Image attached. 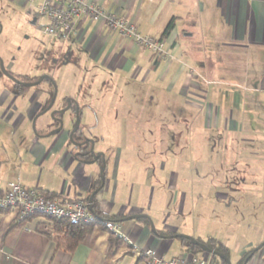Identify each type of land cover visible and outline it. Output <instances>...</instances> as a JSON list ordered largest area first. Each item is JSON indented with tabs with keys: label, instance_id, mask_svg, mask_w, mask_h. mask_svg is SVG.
Here are the masks:
<instances>
[{
	"label": "crops",
	"instance_id": "0c3cea01",
	"mask_svg": "<svg viewBox=\"0 0 264 264\" xmlns=\"http://www.w3.org/2000/svg\"><path fill=\"white\" fill-rule=\"evenodd\" d=\"M89 1L125 17L140 34L157 39L173 20L172 30L162 40L167 53L153 68L154 54L103 23L88 19L79 20L65 40L56 37L66 41V52L80 67L98 71L78 91L79 96L74 92L63 97L77 99V95L93 105H105L87 109L88 113L100 109L105 114L97 115L105 120L103 134L92 135L96 151L104 154L102 174L101 161L73 156L66 142L68 116L65 129L47 137L53 121L49 115H40L36 135L32 128L35 115L30 114L42 99L33 95L30 101V94H16L0 75V191L9 182L19 181L60 203L75 199L88 202L94 194L91 202L118 223L122 241L117 248L110 247L107 231L96 226L72 252H66L42 233L43 227L50 225L45 218L32 217L19 223L12 209L0 208V264H149L136 254L135 247L150 248L165 260L193 255L227 264L199 247L190 249L185 238L175 236L178 234L205 245L213 239L214 246L225 251L209 248L224 254L231 264H264V244L254 251L264 242V159L259 158L264 154V0ZM0 2L5 9L32 13L26 0ZM186 18L193 30L184 36L193 37L194 30L199 31L192 44L179 40L180 24ZM131 81L141 85L166 82L168 90L185 95L187 109L177 105L176 113L181 108L188 124L186 130H174L170 145H163L159 115H143L150 126V121L156 122L154 130L127 126L119 132V125L112 123L128 119L118 114ZM79 102L87 105L84 100ZM114 103L118 107L112 106ZM83 119L87 126L93 124L92 115ZM180 119L174 115L178 125ZM196 119L199 129H195ZM97 121L95 128L99 127ZM208 133L220 142L225 162L236 161L240 168L233 177L236 186L229 187L232 193L215 191V186H209L212 182L200 176L199 169L202 175L208 169L196 152L210 148L209 140L203 139ZM146 136L151 138L146 140ZM184 137L190 153L183 161L186 169L170 162L177 158L174 151L179 150L176 148ZM195 137L205 145L193 144ZM163 151L171 154L164 156ZM217 156L222 159L219 152ZM182 184L191 186L182 192ZM243 201H247L245 206L238 205ZM134 215L137 218L123 220ZM222 217L234 221L223 222ZM201 221L206 225H199Z\"/></svg>",
	"mask_w": 264,
	"mask_h": 264
},
{
	"label": "rangeland",
	"instance_id": "374dc122",
	"mask_svg": "<svg viewBox=\"0 0 264 264\" xmlns=\"http://www.w3.org/2000/svg\"><path fill=\"white\" fill-rule=\"evenodd\" d=\"M26 7H28V4H26ZM185 12H187V10H185ZM26 20L27 19L24 16L23 12L18 8H13L10 10L7 8H4L2 10L0 8V55L5 61L4 67L6 68L7 64H11L13 68L10 70L12 72H14L15 69H23L25 73L28 74V76L30 77V80H34L37 78L39 79V77L44 74H48L54 77V80L56 81L57 85V100H59L64 95V93H67L68 95H74V92H77L79 96L78 91L83 90L85 86L89 84H87V81H89L91 77L96 76L98 71L93 70L90 67L89 69L80 67V64H78L79 61L77 59L76 61H74L75 57H71V54L66 52L65 48H67L68 45H66V41H64L65 39L60 41L56 37L49 36L43 33V31L39 28V25H43L47 22V19L45 17H39L37 25L30 26V29L28 27H23ZM180 27L183 29V31L182 29H180L179 40L185 42L186 44L194 43L197 39V34L199 33L198 30H194L193 37L184 36L186 33H190L189 31H191V29L193 30V28L189 24V19L186 18L180 24ZM22 34L29 35L30 42L23 41L24 39L23 36H21ZM17 46H21L22 49L20 51H17V49L15 48ZM64 53L65 55H63ZM10 55L15 57V60L12 63L9 62ZM60 71L62 72V74L60 73ZM2 81L4 84H6V86H11L4 76L2 77ZM165 83H153V81H149L147 84L141 85L131 81L130 85L126 88L124 103L121 106L120 113L118 114L126 115L125 118L127 117L128 119L124 121H121L120 119L112 121L113 124L119 125V132L123 131L127 126H129L130 128L132 126V129L134 130L137 128L154 130V128H156L157 126L156 122L150 121V126L149 124H147L149 120H147V122L144 119L143 115H159L158 117L161 118L159 121V129L162 131V139L164 140V146H168L171 144V140L174 139V130L177 127L181 130H186L185 128L187 127L188 123L187 120L183 119L184 117H186L185 113H182L181 108L179 109L178 114L176 113L177 105L178 107H180L183 104V106L185 107L183 109H187L185 104L186 101L182 97L185 95L177 96L176 90H168L166 88ZM153 84L154 87L152 86ZM42 88L47 89V84H43ZM32 90V88L27 89L25 94H30ZM75 96L78 102L80 100H84L87 102L85 104H87V106L89 107L91 106L93 109H95V107L97 106L99 108L105 106L93 105L92 103L87 101L86 97L81 98L77 95ZM80 104L84 105V103ZM112 106H115V103L112 104ZM115 107H118V105H116ZM129 109L131 111H129ZM83 111L84 115H105L100 113V109H96V112L93 111V113H88L89 111L87 109ZM174 115H179V117H181V119L179 120V125L176 123V120H173ZM200 117L201 116H199L198 119H200ZM98 119L100 121L99 127L95 128L91 135H96L98 133L103 134V132L101 131H103L104 129L103 124H105V120L101 116H99ZM198 119L194 121L195 129L200 128V121ZM81 126L85 132H88L85 128L84 121H82ZM113 126L115 127V125ZM108 138L109 137H106V140H108ZM150 138V136L145 137L146 140H149ZM206 138L209 140L208 144L210 145V148L207 151L196 152V156L198 155L200 157V160L202 159V164L208 169V172H206L204 175L201 174V171L199 169L200 176L203 177L202 179L206 180V182L211 181L212 184H210L209 186H215L213 187L215 191L225 189L224 191L232 193V190H229V187L234 188L236 186L233 183V177L236 176L240 168L237 166L238 164L236 161L225 162V160L223 159L224 152L220 151V149H222V146L220 142L218 143V141H216L217 137H210L208 133L207 136H203L204 140ZM184 140L186 142L185 137L182 138V140L180 141V146H177L176 148V150H179H177L176 152L174 151V153L178 155L177 158L175 156L176 159L170 161L173 167L180 165L181 168H185L183 166V161L186 160L187 156L190 153L186 152L188 141L185 143ZM198 140L199 139L195 137L193 140V144L205 145L204 142H198ZM109 142L115 143V141L113 140ZM206 148H208V146ZM163 149H165V147H163ZM218 152L220 155L222 154V159L220 160L217 159ZM163 153L164 156H167L165 154L168 153L171 154V152L167 153V151H163ZM137 154H139V152H137ZM259 155L260 159H264V154L260 153ZM195 172L198 171L196 170ZM210 176L213 177L209 178ZM214 182L220 183L216 184ZM180 186L181 191L184 192L187 191L188 187L190 188L191 185L182 184ZM257 190L252 191L256 193L258 192ZM255 196L256 195H253V197ZM244 197L246 196L244 195ZM246 204L247 201H243L240 202L238 205L245 206ZM222 218L223 222L230 221L231 223L232 221H234L233 218ZM237 218L239 219V217ZM205 223L201 221L199 222V225H206Z\"/></svg>",
	"mask_w": 264,
	"mask_h": 264
},
{
	"label": "built area",
	"instance_id": "2783aa9c",
	"mask_svg": "<svg viewBox=\"0 0 264 264\" xmlns=\"http://www.w3.org/2000/svg\"><path fill=\"white\" fill-rule=\"evenodd\" d=\"M26 2L36 17L43 16L47 19L45 24L39 25L46 35L64 39L79 20L88 19L103 23L108 30L120 37L129 38L137 47L152 54L164 56L167 53L162 40L140 34L128 19L106 11L96 2L89 0H26ZM0 208L12 209L18 221L33 215L67 218L83 223L93 220L88 202L75 199L60 203L43 197L36 189L25 188L19 181L9 182L6 189L0 191ZM104 226L108 231L119 235L118 223L106 221ZM134 250L136 254L145 257L149 264H214L208 256L197 258L190 255L187 258L165 260L150 248L135 247Z\"/></svg>",
	"mask_w": 264,
	"mask_h": 264
},
{
	"label": "flooded vegetation",
	"instance_id": "af4514ba",
	"mask_svg": "<svg viewBox=\"0 0 264 264\" xmlns=\"http://www.w3.org/2000/svg\"><path fill=\"white\" fill-rule=\"evenodd\" d=\"M0 3H2V2H0ZM0 8L3 10L4 9L3 5H1ZM23 14L27 19L25 21L24 26H23L24 28L28 27L30 29V26H36L37 25V17L33 13L30 14V10L24 11ZM33 20L35 23L34 25L32 24ZM21 36H23V39H24L23 41L30 42V36L29 35L22 34ZM15 48L17 49V51H20L22 49L21 46H17ZM14 60H15V57L10 55L9 56V62L12 63ZM1 62H2L3 67H4L5 61L2 58V56L0 55V73H1L0 75H1V78L3 76L5 77V79L9 82V84L14 89V92L16 94L23 95L27 89L32 88L33 90L30 93V101L32 100L33 95L37 96L38 99L43 98L42 100L37 99L40 105L37 108V110L35 111V113H32L30 115H35V116L36 115H49V117H50V115H54V117H50L53 121V125L50 127V129L47 130L46 134H48L53 129H56L59 127V123H58V121L55 120V118L63 119V121H64L63 128L65 129V125H66L65 119H66V116H68V123H69L68 125L69 126H68V129L66 130V142L68 144V147L72 150L73 156L75 158L82 160V161H88V162L89 161H101V154H100L101 152L96 151V141H95L94 137L91 135V130L93 128H95L98 124L97 115H92L93 119H94L92 125L87 126L85 124V128L88 132H85L81 126L82 121H84V119H83L84 111L83 110L89 109L90 108L89 106L80 104L75 98H73L71 96H66V97L62 96L59 100H57V97H58L57 85H56V81L54 80V77H52L48 74H44V75H41L39 77V79L37 78L34 80H30V77L28 76V74L25 73V71L23 69H15L14 72H12L10 70L13 68L11 66V64L10 65L7 64L6 68L4 67L5 71L8 73V75L6 76L2 73ZM39 80H40V82L37 85H35L33 87H25L26 84L36 83ZM43 84H47V89L42 88ZM54 84L56 86V95L53 98V95H54L53 85ZM44 97H45L46 102L44 100ZM52 99H53V102L51 104V107L47 111H45L46 108L50 105ZM76 115L79 116V120H80L79 127L70 137V133H71V131L75 125ZM35 126H36V121H35ZM35 134L38 135L37 132ZM92 145H93V152H91V146Z\"/></svg>",
	"mask_w": 264,
	"mask_h": 264
},
{
	"label": "trees",
	"instance_id": "16d2710c",
	"mask_svg": "<svg viewBox=\"0 0 264 264\" xmlns=\"http://www.w3.org/2000/svg\"><path fill=\"white\" fill-rule=\"evenodd\" d=\"M173 24H174L173 20H170L166 24V26L164 27L161 33L159 40H163L165 37L168 36V34L173 28ZM161 57L162 56L155 55V58L153 60L154 64H152L153 68L157 66ZM89 209L93 215V220L90 221L89 223H83L81 221H75L67 218H54V217H45L40 215H33L31 217H27L24 220L19 221V223L24 222L25 220H28L32 217L45 218L48 221V224L50 225L43 227L42 233L48 236L50 239H52L56 243L58 248L66 252H72L86 236L91 234V232L94 230L96 226H99L104 230H106L108 233V238H107L108 245L110 247L113 246L117 248L122 241L121 237H119L120 235L108 231L104 226V223L106 221H110L111 219L105 217L93 202L90 203ZM183 241L188 245L190 249L198 248L196 245L192 244L187 239H183ZM205 243L210 248H215L216 250L222 252L225 251L222 247H215L214 240L211 238H209Z\"/></svg>",
	"mask_w": 264,
	"mask_h": 264
},
{
	"label": "water",
	"instance_id": "95a60500",
	"mask_svg": "<svg viewBox=\"0 0 264 264\" xmlns=\"http://www.w3.org/2000/svg\"><path fill=\"white\" fill-rule=\"evenodd\" d=\"M32 24H33V25L35 24V23H34V20H33ZM1 70H2V73H3L4 75H6V76L8 75V73L5 71V69H4V67H3L2 62H1ZM41 79H42V78H41ZM41 79H40V80H41ZM40 80H39L38 82H36V83L26 84L25 87H33V86L37 85V84L40 82ZM53 87H54V95H53V98H54L55 95H56V86H55V84L53 85ZM52 102H53V99H52L50 105L46 108L45 111H47V110L51 107ZM45 111H44V112H45ZM42 113H43V112H42ZM39 116H40V115H36V116L33 118V121H32V128H33V130L35 131V133H36V130H35V121H36V119H37ZM50 117H54V115H50ZM75 118H76V120H75V125H74V128L72 129V131H71V133H70V137L72 136V134H73V133L78 129V127H79V122H80V120H79V116L76 115ZM55 120L58 121V123H59V127L56 128V129H53L52 131H50V132H49L48 134H46L45 136L48 137V136L54 135V134L60 132V131L63 129V123H64L63 119H57V118H55ZM91 152H93V145L91 146ZM100 154H101V162H102V168H101V174H102V172H103V170H104V168H105V160H104V154H103V153H100ZM95 159H96V158H95ZM93 195H94V194H92V195L90 196L89 200H88L89 205H90V203H91V199H92ZM135 218H137V215L127 217V218H125V219H123V220H132V219H135ZM175 236H176V237H179V238H185V239H187L188 241H190L192 244H194V245H196L197 247H199V248H200L202 251H204L205 253H211V254H213V255H215V256H218L220 259L224 260L225 262H227V264H231L230 261H229V259H228L224 254L219 253V252H217V251H214V250L210 249V248L207 247L205 244L200 243V242H199L198 240H196L195 238L190 237V236H187V235H183V234H178V235H175ZM263 244H264V242L261 243L260 245H258V246L254 249V251L259 250V249L263 246Z\"/></svg>",
	"mask_w": 264,
	"mask_h": 264
}]
</instances>
